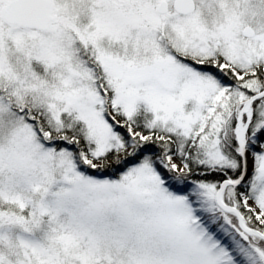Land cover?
<instances>
[{"label": "snow or ice", "instance_id": "obj_1", "mask_svg": "<svg viewBox=\"0 0 264 264\" xmlns=\"http://www.w3.org/2000/svg\"><path fill=\"white\" fill-rule=\"evenodd\" d=\"M0 264H264V0H0Z\"/></svg>", "mask_w": 264, "mask_h": 264}]
</instances>
